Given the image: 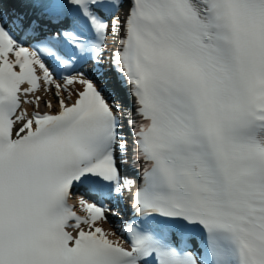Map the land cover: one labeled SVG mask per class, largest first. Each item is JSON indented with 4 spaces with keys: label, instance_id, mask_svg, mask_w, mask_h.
<instances>
[{
    "label": "snow or ice",
    "instance_id": "snow-or-ice-1",
    "mask_svg": "<svg viewBox=\"0 0 264 264\" xmlns=\"http://www.w3.org/2000/svg\"><path fill=\"white\" fill-rule=\"evenodd\" d=\"M5 2L0 264H264V0Z\"/></svg>",
    "mask_w": 264,
    "mask_h": 264
},
{
    "label": "bare ground",
    "instance_id": "bare-ground-1",
    "mask_svg": "<svg viewBox=\"0 0 264 264\" xmlns=\"http://www.w3.org/2000/svg\"><path fill=\"white\" fill-rule=\"evenodd\" d=\"M41 83H42V81H41ZM73 87H79V86L73 85ZM54 91H55V88L52 86V90L47 92V93L43 92L42 90L40 92L36 93L37 95H40L43 98L40 102V111H48V109L45 108L44 100H49V99L52 100V104H53L54 108L56 107V99L53 96ZM29 98H31V97H29ZM22 107L27 108L29 113H31L33 111V106L30 104H23ZM74 204L76 206V209L81 211L78 199L74 200ZM98 223H100V222H98ZM100 226H102L106 231L116 232L115 229L113 228L112 224L110 223V221L107 223H102ZM116 234H117V232H116ZM117 237H119L118 234H117ZM111 238L116 239V237H111Z\"/></svg>",
    "mask_w": 264,
    "mask_h": 264
}]
</instances>
